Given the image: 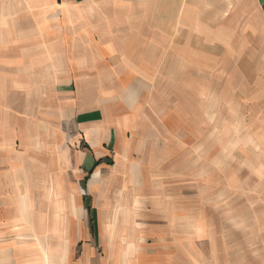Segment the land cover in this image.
I'll return each instance as SVG.
<instances>
[{"label":"crops","instance_id":"obj_1","mask_svg":"<svg viewBox=\"0 0 264 264\" xmlns=\"http://www.w3.org/2000/svg\"><path fill=\"white\" fill-rule=\"evenodd\" d=\"M249 7L264 14V0H0V264H199L182 240L195 217L150 180L166 122L146 99Z\"/></svg>","mask_w":264,"mask_h":264},{"label":"rangeland","instance_id":"obj_2","mask_svg":"<svg viewBox=\"0 0 264 264\" xmlns=\"http://www.w3.org/2000/svg\"><path fill=\"white\" fill-rule=\"evenodd\" d=\"M249 10L146 99L166 122L147 144L150 180L195 217L182 240L199 264H264V14Z\"/></svg>","mask_w":264,"mask_h":264}]
</instances>
